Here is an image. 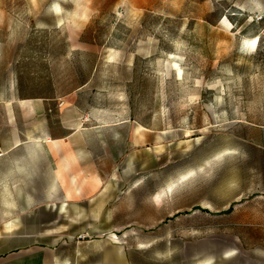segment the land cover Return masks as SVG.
Listing matches in <instances>:
<instances>
[{"label":"rangeland","instance_id":"rangeland-1","mask_svg":"<svg viewBox=\"0 0 264 264\" xmlns=\"http://www.w3.org/2000/svg\"><path fill=\"white\" fill-rule=\"evenodd\" d=\"M17 142L7 262L264 264V228L237 216L264 188V0H0Z\"/></svg>","mask_w":264,"mask_h":264},{"label":"crops","instance_id":"crops-1","mask_svg":"<svg viewBox=\"0 0 264 264\" xmlns=\"http://www.w3.org/2000/svg\"><path fill=\"white\" fill-rule=\"evenodd\" d=\"M50 142L53 141L50 140ZM19 147L20 143L18 142L10 147H4L0 143V207L12 206V214H0V238H3V234L8 233L7 231L12 233L10 237H20L17 235L20 229L19 224L23 222L25 216V207L22 202L24 194L20 192L18 180L9 184V180L2 177L11 169H19ZM3 191L4 194L2 195ZM237 216H239V221L243 226L264 228V188L254 198L241 204ZM9 226L12 228L6 230ZM7 261L0 252V264H16L12 263L13 261L11 263Z\"/></svg>","mask_w":264,"mask_h":264},{"label":"bare ground","instance_id":"bare-ground-1","mask_svg":"<svg viewBox=\"0 0 264 264\" xmlns=\"http://www.w3.org/2000/svg\"><path fill=\"white\" fill-rule=\"evenodd\" d=\"M258 41H259L258 37H255L253 39L248 40L247 45H248L249 49L254 50L257 47ZM253 42H255V43H253ZM225 152H230V150H225ZM75 160H76V158H75L74 154H72V153L68 154L67 159H66L67 163L62 168L70 167L71 165H73V162ZM76 179H77L76 177L73 178L67 187L66 197L68 199H73V198L77 197L79 194L78 190L76 188ZM155 199L157 201H160L161 200V194L158 193L157 195H155Z\"/></svg>","mask_w":264,"mask_h":264},{"label":"snow or ice","instance_id":"snow-or-ice-1","mask_svg":"<svg viewBox=\"0 0 264 264\" xmlns=\"http://www.w3.org/2000/svg\"><path fill=\"white\" fill-rule=\"evenodd\" d=\"M253 43H255V42H253Z\"/></svg>","mask_w":264,"mask_h":264}]
</instances>
